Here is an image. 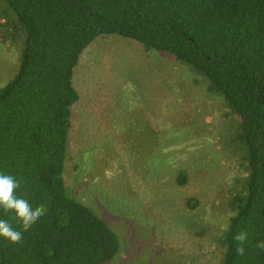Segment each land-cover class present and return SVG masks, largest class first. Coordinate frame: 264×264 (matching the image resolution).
<instances>
[{
    "label": "trees",
    "instance_id": "1",
    "mask_svg": "<svg viewBox=\"0 0 264 264\" xmlns=\"http://www.w3.org/2000/svg\"><path fill=\"white\" fill-rule=\"evenodd\" d=\"M107 36L172 57L222 100L231 134L221 128L217 138L245 179L230 189L217 264H264L255 247L264 241V0H0V38L19 47L17 73L0 87V173L19 181L18 196L47 208L19 243L0 238V264H109L120 252L118 235L69 193L65 178L81 99L75 70ZM152 151H132V171L141 165L147 174ZM188 182L186 169H175L174 185ZM0 219L18 227L11 214L0 211ZM241 230L248 241L238 256L233 237Z\"/></svg>",
    "mask_w": 264,
    "mask_h": 264
},
{
    "label": "rangeland",
    "instance_id": "2",
    "mask_svg": "<svg viewBox=\"0 0 264 264\" xmlns=\"http://www.w3.org/2000/svg\"><path fill=\"white\" fill-rule=\"evenodd\" d=\"M18 68L19 47L0 38V87ZM202 84L172 57L119 37L99 38L83 53L65 178L69 193L118 235L109 264L220 262L215 237L228 225L230 189L245 169L226 158L217 135H230L232 123ZM142 145L153 149L147 174L141 165L132 171L129 155ZM179 168L189 176L184 188L174 185Z\"/></svg>",
    "mask_w": 264,
    "mask_h": 264
},
{
    "label": "clouds",
    "instance_id": "3",
    "mask_svg": "<svg viewBox=\"0 0 264 264\" xmlns=\"http://www.w3.org/2000/svg\"><path fill=\"white\" fill-rule=\"evenodd\" d=\"M19 181L11 176L0 173V211L5 215L11 214L18 227L14 228L9 220L0 219V238L10 243H19L23 233L40 220L47 212L44 204L33 207L23 196H18ZM236 242L235 252L238 256L245 254V244L248 241V233L244 230L237 232L234 237ZM255 247L264 251V241H258Z\"/></svg>",
    "mask_w": 264,
    "mask_h": 264
}]
</instances>
